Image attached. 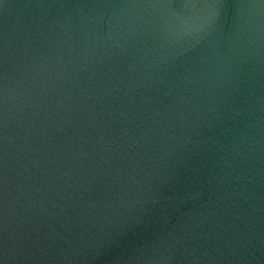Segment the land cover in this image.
<instances>
[{"label":"water","instance_id":"1","mask_svg":"<svg viewBox=\"0 0 264 264\" xmlns=\"http://www.w3.org/2000/svg\"><path fill=\"white\" fill-rule=\"evenodd\" d=\"M0 264H264V0H0Z\"/></svg>","mask_w":264,"mask_h":264}]
</instances>
